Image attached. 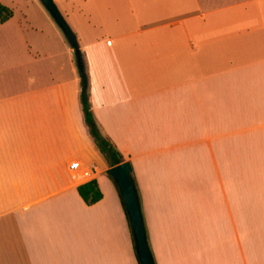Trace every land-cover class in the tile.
<instances>
[{
    "label": "crops",
    "instance_id": "1",
    "mask_svg": "<svg viewBox=\"0 0 264 264\" xmlns=\"http://www.w3.org/2000/svg\"><path fill=\"white\" fill-rule=\"evenodd\" d=\"M55 2L156 264H264V0ZM39 5L0 22V264H140L74 48Z\"/></svg>",
    "mask_w": 264,
    "mask_h": 264
},
{
    "label": "water",
    "instance_id": "2",
    "mask_svg": "<svg viewBox=\"0 0 264 264\" xmlns=\"http://www.w3.org/2000/svg\"><path fill=\"white\" fill-rule=\"evenodd\" d=\"M43 4L65 33L68 41L73 46L77 55V62L81 74L85 72L82 53L78 44L76 34L68 24L64 15L60 11L55 0H42ZM117 183L121 197L123 199L128 218L131 224L136 252L140 264H156L147 234V228L144 220L142 204L139 191L133 177V167L131 162L125 161L115 165L107 170Z\"/></svg>",
    "mask_w": 264,
    "mask_h": 264
},
{
    "label": "trees",
    "instance_id": "3",
    "mask_svg": "<svg viewBox=\"0 0 264 264\" xmlns=\"http://www.w3.org/2000/svg\"><path fill=\"white\" fill-rule=\"evenodd\" d=\"M12 16H13V10L10 7L0 2V22L4 23L8 21ZM81 78H82V83H81L80 100H81L82 110L84 113L85 121L88 126L90 135L92 136L95 144L97 145V147L99 148V150L101 151L105 159L108 161L110 167L121 164L125 162L126 159L124 158L123 154L118 150V148L113 144L110 138H108L104 134V132L102 131L100 125L98 124L94 116V112L92 110L91 101H90L89 79H88V75L86 71L83 74H81ZM133 177L136 182L134 175ZM110 178L113 180V182L115 183L119 191V188L114 178L112 176H110ZM136 185H137V182H136ZM78 191L81 197L84 199V201L88 205H93L97 203L103 197V193L100 189L99 183L95 179L79 185ZM122 202H123V199H122ZM124 208H125V205H124Z\"/></svg>",
    "mask_w": 264,
    "mask_h": 264
},
{
    "label": "rangeland",
    "instance_id": "4",
    "mask_svg": "<svg viewBox=\"0 0 264 264\" xmlns=\"http://www.w3.org/2000/svg\"><path fill=\"white\" fill-rule=\"evenodd\" d=\"M0 2L2 3V2H6L7 4H8V6L9 7H11L12 8V10H14L15 12H17V13H19V11H20V9L23 7V0H0ZM38 2H39V6L41 7V8H44L46 11H48L47 10V8L45 7V5L43 4V2H42V0H38ZM49 12V11H48ZM49 14H50V12H49ZM51 15V14H50ZM52 16V15H51ZM52 18H53V16H52ZM54 19V18H53ZM55 20V19H54ZM56 22V21H55ZM56 24L58 25V23L56 22ZM58 27L60 28V26L58 25ZM61 29V28H60ZM62 30V29H61ZM62 32H63V30H62ZM64 33V32H63ZM64 36H66L65 35V33H64ZM66 39H67V37H66ZM68 40V39H67ZM69 42V41H68ZM73 47V46H72ZM74 57H75V59L77 58V55H76V53H75V51H74Z\"/></svg>",
    "mask_w": 264,
    "mask_h": 264
},
{
    "label": "built area",
    "instance_id": "5",
    "mask_svg": "<svg viewBox=\"0 0 264 264\" xmlns=\"http://www.w3.org/2000/svg\"><path fill=\"white\" fill-rule=\"evenodd\" d=\"M71 167H72V169H78L80 167V163L78 161L73 162ZM93 167H95V166L93 165Z\"/></svg>",
    "mask_w": 264,
    "mask_h": 264
}]
</instances>
